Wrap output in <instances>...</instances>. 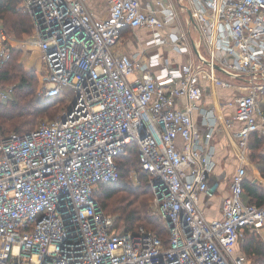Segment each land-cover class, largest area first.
Listing matches in <instances>:
<instances>
[{
  "label": "built area",
  "instance_id": "1",
  "mask_svg": "<svg viewBox=\"0 0 264 264\" xmlns=\"http://www.w3.org/2000/svg\"><path fill=\"white\" fill-rule=\"evenodd\" d=\"M16 1L32 34L17 39L0 22V72L16 45L39 46L38 94L63 99L68 87L74 98L28 132H0V264H246L238 243L264 227V204L242 196L250 135H264V0H109L99 17L85 0ZM126 28L150 32L131 55L112 48ZM212 87L233 89L240 126L230 192L208 218L200 196L211 195L214 161L197 116L212 126L202 103ZM131 143L167 242L116 227L94 196L98 182L118 179L115 157Z\"/></svg>",
  "mask_w": 264,
  "mask_h": 264
},
{
  "label": "trees",
  "instance_id": "2",
  "mask_svg": "<svg viewBox=\"0 0 264 264\" xmlns=\"http://www.w3.org/2000/svg\"><path fill=\"white\" fill-rule=\"evenodd\" d=\"M0 18L3 26L17 39H24L32 34V22L28 14L17 7L16 0H0ZM22 49L13 48L11 57L5 63L0 72V83H9L13 78H18L14 85V97L7 103L0 102V132L3 135L28 132L38 125L35 117L48 114L52 108H63V99L54 96L42 97L38 94L39 78L37 70L30 68L26 70L20 62ZM56 110V109H55ZM57 112L52 113V118ZM54 115V116H53ZM51 120V119H50ZM257 133L250 135V147L256 149L262 140ZM119 177L114 182H98L95 190L101 197L100 203L105 213L117 214L115 226L122 223L123 230L128 231L142 226L148 231L159 235L164 242L168 240V233L162 221L151 211L152 191L147 181L148 173L144 171L139 163L137 148L130 144L123 153L115 157ZM138 165L141 174L140 183L133 185L128 179V173L132 166ZM264 174V167H260ZM146 178V179H145ZM260 185L249 180L247 177L243 182V200L246 203L264 204V191ZM112 202L108 205V201ZM109 212H107L106 210ZM242 253L249 258L250 264H264V241L255 233L254 229H245L242 239Z\"/></svg>",
  "mask_w": 264,
  "mask_h": 264
},
{
  "label": "crops",
  "instance_id": "3",
  "mask_svg": "<svg viewBox=\"0 0 264 264\" xmlns=\"http://www.w3.org/2000/svg\"><path fill=\"white\" fill-rule=\"evenodd\" d=\"M182 1L184 2V0ZM85 4L99 17L106 14L109 0H85ZM149 39L150 32L145 28H126L112 48L114 51L131 55L146 46ZM164 50L166 51L165 56L169 57L168 59L172 62L183 63L187 59V55L180 51L168 47H164ZM153 52L149 49V53ZM151 69L156 71L157 65H152ZM233 93V89L212 87L209 92L204 94L203 106L213 110L212 116H210L212 126L201 125V116H197L198 128L203 134L205 142L204 147L212 150L214 161L213 170L207 179L211 195L207 196L202 193L200 196V206L208 218L221 216L220 202L230 192L231 178L237 166L233 134L239 128L240 122L232 120L234 107L227 104ZM213 122H215L214 125ZM255 182L258 183V179H255Z\"/></svg>",
  "mask_w": 264,
  "mask_h": 264
},
{
  "label": "rangeland",
  "instance_id": "4",
  "mask_svg": "<svg viewBox=\"0 0 264 264\" xmlns=\"http://www.w3.org/2000/svg\"><path fill=\"white\" fill-rule=\"evenodd\" d=\"M184 2L187 5L191 6L190 0H184ZM179 19L182 21V17L180 15H179ZM0 22H2L1 18H0ZM192 32L194 33V31H192ZM16 48H17V45H16ZM21 49H22V55L20 56V62L23 64V66L26 68V70H28L30 68H35L37 70V75L39 78L42 75V71L44 68L42 52H41L40 47L36 46V45H27V46H24V48L21 47ZM206 50L207 49L204 46H203V48H201V51L205 55H206ZM216 74H217V76H219L220 78H222L224 80H229V77L226 76L225 74L221 73L219 70L216 71ZM17 80H18V78H13L12 81H9V83H3V82L0 83L1 84L0 89H6L9 86L13 87V90L9 93L8 99L3 100L0 98V102L7 103L11 99H13V97H14V85L16 84ZM73 98H74L73 90L66 87L64 90V97H63L64 106H63V108H61V109L58 108V110H57V108H52V109L48 110V112L51 111L48 114L36 116L34 125L39 124L41 121L56 118L61 113V111L64 109V107L68 103L71 102V100ZM54 112H57V113L55 116L53 115L54 117L52 118V113H54ZM257 134H258L257 136L261 137L262 142H261L260 146L256 149L249 146V148H248V161H247V165H246V170H247V178L253 182H255V179H258V184L261 187L260 189L262 191H264V174L260 171V167H264V135L261 136L259 133H257ZM249 145H250V143H249ZM140 174H141V171L139 170L138 165L135 164V166H132L130 168L127 176H128L129 181L133 185H137L140 183V178H139ZM147 181H148V178H147ZM99 192H100V190L97 191L98 194H99ZM94 193H95V191H94ZM97 199L100 201L101 197H99L97 195ZM152 199H153V196H152ZM152 199H151V207L150 208H151L152 214L157 215L152 208ZM111 202H112V200L108 201L107 202L108 205ZM106 211L109 212L108 210H106ZM109 214L115 220L117 219V214H113L112 212H109ZM116 227L122 229L123 225L121 223V224H119V226H116ZM255 233H257L259 235V237L264 241V227L260 230H255ZM236 251L237 252H243L242 251V239L239 241L238 246L236 248ZM250 263H251L250 259L246 258V264H250Z\"/></svg>",
  "mask_w": 264,
  "mask_h": 264
},
{
  "label": "water",
  "instance_id": "5",
  "mask_svg": "<svg viewBox=\"0 0 264 264\" xmlns=\"http://www.w3.org/2000/svg\"><path fill=\"white\" fill-rule=\"evenodd\" d=\"M188 15H189V17H191V11L190 10H188Z\"/></svg>",
  "mask_w": 264,
  "mask_h": 264
}]
</instances>
